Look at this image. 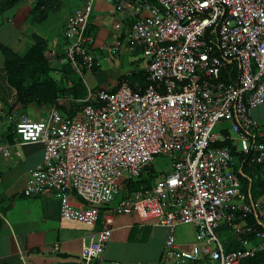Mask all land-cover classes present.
<instances>
[{"label": "built area", "instance_id": "1", "mask_svg": "<svg viewBox=\"0 0 264 264\" xmlns=\"http://www.w3.org/2000/svg\"><path fill=\"white\" fill-rule=\"evenodd\" d=\"M93 1L83 0L64 31L60 62L77 72L93 64L87 51L93 37L86 29ZM108 2L120 12L129 7L124 43L130 51L141 46L147 83L132 88L124 80L115 90L99 89L72 117L61 115L56 104L43 117L10 116L21 142L43 148L28 172L25 194L52 190L60 217L88 228L80 238L81 264L102 261L119 214L166 227L163 258L170 264H241L264 250V228L244 222L256 209L264 214V197L253 202L242 192L229 148L218 145L227 136L213 128L229 122L244 143L239 153L264 165V119L251 113L264 104V0ZM119 46L115 41L110 52ZM50 57L59 56L51 51ZM233 72L235 80L227 81ZM159 155L169 157L163 178L144 192L125 186ZM181 223L195 229V242L186 249L174 241ZM222 226L238 248L226 251L216 232Z\"/></svg>", "mask_w": 264, "mask_h": 264}, {"label": "crops", "instance_id": "2", "mask_svg": "<svg viewBox=\"0 0 264 264\" xmlns=\"http://www.w3.org/2000/svg\"><path fill=\"white\" fill-rule=\"evenodd\" d=\"M36 1L21 0L0 13V43L24 53L33 42L32 36L46 39L45 55L56 69L54 79L67 80V85L79 81L83 86L84 92L77 99L78 102H85L96 90L115 89L121 76L132 80L146 74V60L141 55V49L135 47L130 51L124 43L125 32L131 22L127 14L129 7L126 5L124 11L120 12L108 0H94L86 24L87 31L93 37L87 47L93 64L90 68L81 67L77 72L69 63L72 72L69 77H63L62 66L68 63L60 62L65 58L64 31L68 18L81 7L83 0L47 1V5L41 9L47 10L44 22H49L51 32L48 37L34 32L33 25L40 24H32L30 19ZM115 41H119L120 46L111 53L110 47ZM51 51H56L58 59H51ZM1 68L0 54V101L9 103L13 100L14 91L3 79ZM130 86L137 88L141 85L134 82ZM59 100L63 101L60 105L68 107L70 97ZM49 107L33 103L24 108L17 105L9 114L0 109V264H81L80 238L88 228L78 221L60 217V201L52 190H45L36 196L25 194L28 172L41 160L43 148L40 143L21 142L13 131V119H9L23 113L32 118L43 117ZM3 147H7L9 155L3 152ZM15 151L19 152L17 156L14 155ZM168 168L169 164L167 171ZM70 199L73 204H79L74 195ZM104 208L102 206L101 211ZM258 213V223L264 228V214L260 210ZM100 225L101 218L95 226L99 228ZM111 227L102 261L95 264H170L163 258L168 234L166 227L156 225L153 220L140 221L132 214L114 216ZM220 229L230 230L225 226ZM229 232V235L223 232L221 242L224 247L230 244L235 245L236 249L239 247L236 237L231 230ZM218 233L221 235V232Z\"/></svg>", "mask_w": 264, "mask_h": 264}, {"label": "trees", "instance_id": "3", "mask_svg": "<svg viewBox=\"0 0 264 264\" xmlns=\"http://www.w3.org/2000/svg\"><path fill=\"white\" fill-rule=\"evenodd\" d=\"M19 1L21 0H0V13ZM47 1L48 0L36 1L30 16L32 24H41L46 20L47 10L41 8L47 5ZM32 40V44L24 53H18L11 47L0 43L3 79L7 86L14 91L12 102L0 101V109L3 113L9 114L17 105L24 107L30 103L48 106L56 104L57 108L65 116H74L82 106V103L78 102L77 99H79L84 92L83 86L79 81L67 85V80L61 78L58 80L54 79L52 73H54L56 69L45 55L48 42L46 39L37 35L32 36ZM138 47L141 49V46L137 45L136 48ZM68 64L69 63H66L62 66V74L65 75L63 77L66 78L69 77L72 72L69 66L70 64ZM235 76L236 72H233L231 76L227 78V81H234ZM124 80L129 81L130 85L134 82H138L141 87H144L147 83L146 74H142L141 78L136 77L132 80L131 78L128 79V77L121 76L118 80V85ZM65 97H70V100L67 101L68 107L59 105L56 102L57 99ZM223 134L227 137L224 142L218 143V145L229 148L235 161L234 171L237 173L242 192L247 194L249 200L253 202L258 201L259 198L264 196V165L250 162L248 159H245L244 155L235 151V148L231 145V139L227 132ZM166 171L154 173L149 165L137 178L125 183V186L127 188L129 187L132 191L140 190L144 192L163 178ZM259 216L258 209H256L255 213L251 212L246 215L244 222L261 229L262 225L258 223L260 219ZM225 248L226 251H229L235 249V245L228 244ZM185 264H209V262L206 259H202L188 261ZM241 264H264V250L257 252L253 257L243 259Z\"/></svg>", "mask_w": 264, "mask_h": 264}, {"label": "rangeland", "instance_id": "4", "mask_svg": "<svg viewBox=\"0 0 264 264\" xmlns=\"http://www.w3.org/2000/svg\"><path fill=\"white\" fill-rule=\"evenodd\" d=\"M35 28L34 32L38 33L39 35H44L48 37L50 35V30H49V22H44L43 24H35L33 25ZM23 50L19 51L22 53ZM53 75V73H52ZM54 77V75H53ZM19 108H24L22 106H19ZM61 115H64L60 111ZM252 117L254 119H259L262 120L264 119V104L258 105L255 108L252 109L251 111ZM213 132L216 133H224L227 132L229 138L231 139V145L235 148L236 152H239L243 149L244 143L238 139L237 135L230 130V123L227 121H222L217 123L214 128ZM169 162V157L165 155H159L154 158V160L151 162V169L153 170L154 173H161L167 170L168 163ZM222 228V227H221ZM216 232H221L220 239L222 237L223 232L227 235L230 234V232L227 230H222V229H216ZM195 229L191 224L188 223H181L178 224L175 227L174 230V241L175 245L180 248V249H185V247H189L195 242Z\"/></svg>", "mask_w": 264, "mask_h": 264}]
</instances>
